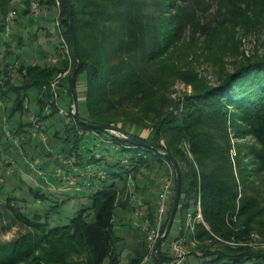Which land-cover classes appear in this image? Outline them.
<instances>
[{
  "label": "trees",
  "instance_id": "trees-1",
  "mask_svg": "<svg viewBox=\"0 0 264 264\" xmlns=\"http://www.w3.org/2000/svg\"><path fill=\"white\" fill-rule=\"evenodd\" d=\"M11 1L0 0V35H6L5 27L9 24L11 11L18 12L14 21L19 17L31 18L35 4L44 13L38 18L35 15V21L45 23L50 13H56L54 24L58 22L60 47L56 48L57 55L51 58L39 47V62L33 59L32 63H26L21 58L25 53L19 54L12 49L22 50L37 40L39 29H44L39 27L30 35L28 42L21 34H10L9 41L3 42L6 54L2 57L13 55L14 61L8 67L4 64V68H0V99L11 101L9 111L12 116L27 110L24 101L30 92L33 93L38 111L32 120L38 127L46 118L58 114V104L62 103L69 115L63 128L65 140L72 144L69 159L72 156L77 159V163L73 161L72 165L95 163L99 168L101 166V170L96 176L99 183L89 186L88 208L80 209L65 226L49 229L47 223H43L49 215L47 212L28 217L8 202L6 208L14 221L30 231L10 243L8 248L0 250V253H5L0 256V264H141L148 254L147 235L141 242L133 244L131 254L123 256V238L116 236L114 231V210L116 207L135 209L128 196L123 197L128 179L135 182L139 174L143 173L142 177L144 173L155 175L164 160L152 150L130 144L110 130L136 137L169 154L177 163L181 173L177 209L181 213V226H177L178 234H184L187 210L194 207L200 196L201 213L207 228L196 224L193 232L185 233L188 258L194 257L195 264H264V246L224 243H248L252 231L264 239V219L260 224L253 223L261 210L246 194L251 183L239 180L244 186L240 197L243 221L237 229L227 224V218L235 210L238 182L228 157L230 143L224 119V115L232 110L245 123L246 128L236 130L237 135H251L260 145V149H252V156L264 170V62H244L226 74L218 86L204 90L199 87L195 94L186 98L184 111L175 115L164 109L165 100L156 88L162 83L147 72L149 66L168 49L178 48L179 43L185 44L190 39L194 42V51L199 48L198 40H194L202 37L217 49L225 47L226 44L218 41V35L233 22L242 20V24L247 23L243 21L251 10L264 19V0H216L211 6L202 0H69L75 46L66 0H20L16 6H12ZM214 8L216 14L208 16ZM64 45L68 50L66 54L61 51ZM74 47L81 60L74 82L77 114L85 122L104 126L106 131L80 125L71 112L73 102L69 78L77 65ZM13 69L16 76L9 74ZM68 70H72L70 74L58 79L57 97L54 99L51 83ZM80 75L84 76L83 102L77 90ZM22 127L9 130V133L13 138L18 137ZM133 128L134 132L130 131ZM139 130L148 131L146 137L137 135ZM90 133L106 147H115L119 152L131 151V154L123 162L110 164L111 170L108 171L102 167L105 164L103 153L95 152L91 159L85 161L80 151L85 144L84 136ZM168 133L178 136L169 138ZM183 141L189 146L192 161L179 147ZM103 150L107 151L106 148ZM236 164L238 167V158ZM239 171L242 170L239 168ZM238 174L240 176V172ZM174 186L175 176L161 234L166 226ZM76 191L79 192L78 189ZM35 197L44 199L45 195L38 193ZM143 198L144 219L150 228L154 225L157 200L154 202L153 196L148 194ZM142 206H138L140 210ZM89 212L94 216L92 223L87 221ZM123 258H126L124 263ZM158 260L159 264L170 261L163 245L158 251ZM150 261L153 264L152 253Z\"/></svg>",
  "mask_w": 264,
  "mask_h": 264
},
{
  "label": "rangeland",
  "instance_id": "rangeland-1",
  "mask_svg": "<svg viewBox=\"0 0 264 264\" xmlns=\"http://www.w3.org/2000/svg\"><path fill=\"white\" fill-rule=\"evenodd\" d=\"M19 1L20 0H12V6L18 5ZM148 1L149 0H147V2ZM202 1L210 4V6L216 2V0ZM32 12L33 17H19L17 21H14V18H16L18 12L15 11L13 17L8 16L9 24L7 23L5 28L7 32L9 31L11 33L6 32V35H0V66L6 59H9L7 62L8 64H12L14 61L13 55H9L5 59L2 57L5 53L3 45V42L6 41L5 36L8 35L7 38H11L10 34L17 33L21 34L24 40L27 41L30 35L35 33L39 27L44 30L39 29L37 40L29 41L31 44L28 46L25 45L22 50L12 49V51L19 54L24 52L25 55L21 58L26 63H32L33 59H35L34 62H39L40 54L37 51L39 47L44 50L50 58L57 55L56 48L60 47V39L54 24L56 13H50L47 17V21L41 23L35 20L36 17L38 18L44 15V13L40 12L38 8ZM208 14V16H210V14H216V8L208 12ZM247 16V19L243 22L249 24H242V20H238L233 22L231 26L224 28L223 32L218 35V41L226 44L225 47L217 49L208 45V41L202 37L194 40H198L197 46L199 47L197 51H194L192 49L194 42L190 39L189 42H186L187 44L179 43L178 48L174 47L168 49L162 57L149 66L147 70L148 74L157 78L158 81L162 83L156 88L161 97L163 96L162 98L165 100V111H171L174 115L177 113L179 114L184 111L183 106L186 98L195 94L199 87L202 86L204 90L218 86L219 82L226 74L233 72L244 62L256 60L264 62V19L258 17L257 12L253 10H251ZM14 22H17L15 23L16 26ZM207 48L210 50H206ZM61 51L66 54L68 50L63 46ZM71 71L72 70H68L64 75L70 74ZM10 73H14V69L11 70ZM14 76H16L15 73ZM83 78L84 76L80 75L77 83V90L81 101L84 97ZM28 101L29 105H27V110L22 113H15L7 120V123L3 125L5 130L13 131L19 126L18 123H20V121L24 124L21 132L18 134L19 143L13 145L14 147L10 149L11 152L6 155V157L12 161L10 162L11 166L2 168L0 165V177L2 181L0 184V250L2 248H8L7 246H9L10 243L30 231L26 226L14 221L10 210L6 208L8 202L10 205H15L22 214L28 217L34 214H45L47 212L49 215H47V219L43 220V223L46 222L49 229L62 227L67 225L80 209L88 208V194L91 192L89 186L92 183L97 185L100 181L97 175L99 170H101V166L99 168L95 163H90L88 166L72 165L73 161L77 163V159L75 156L69 159L68 153L72 144L65 140V135L63 133L64 117L55 114L42 121L41 127L36 128L30 115H35L38 108L36 99L31 92L27 97L26 103ZM82 102H79V104H82ZM58 105L60 108L62 107L65 109L62 103ZM231 111L232 110H229L226 115H224V119L226 121L230 143L228 157L232 164L233 174L238 182V197L234 213L227 218V224L229 227L237 229L244 218V216L241 215L240 208L241 191L244 190V186L240 183L241 180L246 182V184H252L248 185L246 194L254 200L257 209L261 210L260 215L256 216L253 223L260 224L262 222L261 219H264V170L260 169L258 163L252 156V149H260V145L251 135L244 137L237 135L236 130L245 129L246 125L236 117L235 112ZM134 130V128L130 129L132 132H134ZM136 134L141 137H146L148 131L139 130ZM174 136L172 133H168L169 138H177L178 135ZM84 142L85 144L80 151L82 159L85 161L91 159L95 155V152H99L100 154L103 153L105 155V164L103 163L104 165L102 164V167L106 169V171L111 170L109 167L110 164L123 162L124 159L128 158L131 154V151L119 152L115 147H106L100 139L93 137L91 133L89 136H84ZM179 147L182 148L187 158L192 161L193 157L189 151L187 142L183 141ZM104 148H106L107 151L103 150ZM4 158L5 156L2 154L0 160ZM236 158L239 160L238 167ZM149 160L154 162L152 159H148V161ZM161 163V167L157 168H160L159 172L157 171L158 173L155 175L154 173H144V177H142L143 173L139 174L138 176L140 177H138V181L135 182L132 179H128L126 192L123 194V197L127 195L130 199V204L134 205L135 209L132 210L128 208L123 210L116 207L114 210V231L116 236L123 238V247L121 249L123 256L131 254L130 252L134 248L133 244L137 241L141 242L144 240V235L146 234L148 236L153 228L147 227V222L143 219V216H145L144 213L143 215H139L142 211H140L137 203L138 201L142 202L145 208L143 197L145 194H148L153 196L154 202L157 200L156 203L158 205V196L161 191L163 180L168 176L169 172H173L166 160ZM195 167L197 166L195 165ZM239 168L242 171H239ZM164 170L165 175L163 176L162 173ZM7 171L13 173L10 175ZM238 172H240V176ZM101 175H103L102 172ZM115 182L118 186H121L119 181L116 180ZM77 189L79 192L76 191ZM38 193L44 194L45 198H36L35 195ZM170 195L171 193L169 194L171 198ZM193 208L191 206L188 208V213L185 216V223L189 220L193 226L201 224L207 228L201 213L199 195ZM193 211L194 213H192ZM198 214L200 217H197ZM180 216L181 213L178 210L173 228L163 244L164 249L167 248L168 240L177 233L174 231V228L181 226ZM87 221L89 223L94 221L92 212H89ZM252 232L250 237L251 240L248 243H235L233 241L224 243L231 246L245 244L252 247L264 246V239H260L257 233L254 231ZM147 248L148 254L144 257L141 264H152L150 257L154 247L152 249L149 248L148 240ZM4 255L5 253H0V256ZM122 260H124V263L126 258ZM187 260V264H195L194 257L189 256L188 258L187 256Z\"/></svg>",
  "mask_w": 264,
  "mask_h": 264
},
{
  "label": "built area",
  "instance_id": "built-area-1",
  "mask_svg": "<svg viewBox=\"0 0 264 264\" xmlns=\"http://www.w3.org/2000/svg\"><path fill=\"white\" fill-rule=\"evenodd\" d=\"M37 9L36 5L34 4L32 7V10ZM15 15V11H11L8 16L13 17ZM8 17V20H9ZM55 27L57 28V31H59V26L58 22H55ZM63 41V40H62ZM66 48V46L64 45ZM64 74H59L56 78L55 81L51 83V91L53 94V98L56 99L57 97V83L58 79L63 76ZM73 113V110L71 111ZM58 114L62 115L64 119H68L69 115L67 111L63 108H58ZM35 127L38 128V124H35ZM6 139L7 140H12L14 143H18V138H13L9 132L6 133ZM0 153H1V148H0ZM173 180H174V173L169 172L168 176L163 180V184L161 186V191L158 196V206L157 210L155 213V220H154V226L152 230L150 231V234L147 236V240L149 243V248L152 249L157 242L158 238L161 235V228L163 226L165 217L167 215V209H168V199H169V194L171 193V190L173 188ZM138 206L142 205V202L138 201L137 203ZM141 215V213H139ZM189 217V215H188ZM197 217H200L198 214ZM189 219V218H188ZM184 234H178L175 233L173 237H171L168 242H167V248L166 252L170 258V261L168 264H187V256H188V249L186 246V234L187 232H193L194 226L190 223L188 220L185 223L184 226Z\"/></svg>",
  "mask_w": 264,
  "mask_h": 264
},
{
  "label": "water",
  "instance_id": "water-1",
  "mask_svg": "<svg viewBox=\"0 0 264 264\" xmlns=\"http://www.w3.org/2000/svg\"><path fill=\"white\" fill-rule=\"evenodd\" d=\"M66 1L69 4L68 21H69V27H70L71 34L73 36V41H74V46H75V35H74V29H73V24H72V8H71V5L69 3V0H66ZM74 48H75V52H76L77 65H76L75 69L73 70V72L71 73L70 78H69V87H70V92H71L72 102H73V105H72L73 115H74L75 119L77 120V122L84 127H87L91 130L106 131L107 129L104 126L90 124L88 122H85V121L81 120L77 114V103H76V93H75V88H74V82H75V76H76L78 70L81 68V60H80L79 55L76 51V47H74ZM110 132L118 135L119 137L126 140L130 144H133L135 146H140L144 149L152 150L153 152L157 153L164 160H166V162L169 163V165L171 166V168L174 172V176H175L174 194H173L170 210L168 213L166 226H165L164 232L158 238V240L155 243L154 248L152 250L153 264H159L158 251H159L160 247L164 244L165 240L168 237V234L170 233V230H171L172 225H173L174 220H175V214H176V211L178 209V203H179L180 191H181V173L179 171L177 163L170 157L169 154L160 152L157 149L151 147L150 145L144 143L140 139L133 137V136H130V135H127L125 133H122L118 130H110Z\"/></svg>",
  "mask_w": 264,
  "mask_h": 264
},
{
  "label": "crops",
  "instance_id": "crops-1",
  "mask_svg": "<svg viewBox=\"0 0 264 264\" xmlns=\"http://www.w3.org/2000/svg\"><path fill=\"white\" fill-rule=\"evenodd\" d=\"M14 25L16 26L15 23H14ZM9 33H11V32H9ZM5 38H6V41H9V39H10L9 37L7 38V36H5ZM8 60L9 59H6V61L2 63V65L0 66V68L2 67L1 69L4 68V66H3L4 64H5V67H8L10 65V64L7 63ZM9 74H11V73H9ZM11 105H12V103H11L10 100L5 102V101H2L0 99V148H1L0 156L2 154H3V156H5V158L3 160H0V165L2 166V168H8V167L11 166L10 162H12V161L8 157H6V155L11 152L10 149H12V147H14L13 145L16 144L12 140H7L6 139V133L9 132V130H5L3 128V125L5 123H7V120L10 119L13 116V115L12 116L10 115V111H9L10 110L9 108L11 107ZM24 105L27 107V105H29V101L26 103V100H25L24 101ZM37 108H38V106H37ZM37 111H38V109H37ZM30 117L32 119V117H34V115H30ZM18 124H19L18 128H21L22 127L21 125L23 123H21V121H20V123H18ZM15 130H17V129H14V131ZM16 138H18V137H16ZM18 140H19V138H18ZM18 143H19V141H18ZM7 173L11 175L13 172L7 171ZM159 183H160V180H159ZM140 211H142V213H141L142 215H143V213L145 215V208H142ZM143 219H144V216H143ZM174 231L177 232V227L174 229Z\"/></svg>",
  "mask_w": 264,
  "mask_h": 264
}]
</instances>
